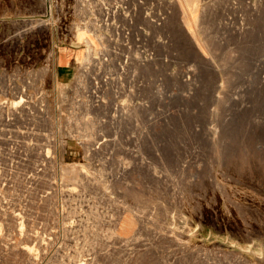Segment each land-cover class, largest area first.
Segmentation results:
<instances>
[{
  "label": "rangeland",
  "instance_id": "rangeland-1",
  "mask_svg": "<svg viewBox=\"0 0 264 264\" xmlns=\"http://www.w3.org/2000/svg\"><path fill=\"white\" fill-rule=\"evenodd\" d=\"M44 1L0 0V264H264V0Z\"/></svg>",
  "mask_w": 264,
  "mask_h": 264
},
{
  "label": "bare ground",
  "instance_id": "bare-ground-1",
  "mask_svg": "<svg viewBox=\"0 0 264 264\" xmlns=\"http://www.w3.org/2000/svg\"><path fill=\"white\" fill-rule=\"evenodd\" d=\"M70 1V0H69ZM75 1V0H74ZM77 1V0H76ZM68 2V1H67ZM80 2V1H79ZM85 2V1H84ZM94 2V1H93ZM105 2V1H104ZM88 3V2H87ZM95 3V2H94ZM45 5V1L44 0H39V7H40V9H42V8H44L43 6ZM93 5V4H92ZM87 6V5H86ZM195 6V5H194ZM27 7V6H26ZM94 7V6H93ZM100 7V6H99ZM117 9V8H116ZM70 10V9H69ZM40 11V10H39ZM38 11V12H39ZM68 11V10H67ZM92 11V10H91ZM58 16V15H57ZM50 21V20H49ZM92 22H93V20H91ZM90 21V22H91ZM97 21V20H96ZM91 22V23H92ZM23 23V22H22ZM31 23V22H30ZM29 23V24H30ZM95 23V22H94ZM28 24V25H29ZM73 24V23H72ZM47 25H48V21L47 20H36V21H32V23L29 25V26H27L26 27V29L23 31V35L24 36H27V37H30V38H32L33 36H34V33H36V32H38V31H40V30H43V29H45L46 27H47ZM61 25V24H60ZM91 25V24H90ZM57 26V25H56ZM79 26V25H78ZM86 26H87V24H86ZM92 26V25H91ZM95 26V25H94ZM51 27H52V25H51ZM53 28V27H52ZM71 28V27H70ZM73 28V27H72ZM71 28V29H72ZM76 30V29H75ZM94 30V29H93ZM49 31V30H48ZM16 32V31H15ZM88 32V31H87ZM92 32V31H91ZM95 32V31H94ZM76 33V32H75ZM37 34V33H36ZM63 34V33H62ZM16 35V34H15ZM101 35V34H100ZM50 36V35H49ZM60 36V35H59ZM79 36V35H78ZM95 36V35H94ZM77 37V36H76ZM76 37H75V39H76ZM95 37H97V36H95ZM66 39V38H65ZM97 39H99V37H97ZM77 40V39H76ZM64 42V41H63ZM60 46V45H59ZM100 46V45H99ZM104 47V46H103ZM100 49H101V47H100ZM97 51V50H96ZM92 52V51H91ZM137 55V54H136ZM84 58V57H83ZM82 58V59H83ZM77 60V59H76ZM84 62V61H83ZM74 63V62H73ZM79 65V64H78ZM89 66V65H88ZM85 69V68H84ZM77 77H78V75H77ZM76 77V78H77ZM120 79V78H119ZM82 81V80H81ZM123 85V84H122ZM97 87V86H96ZM77 89V88H76ZM22 99V98H21ZM74 100V99H73ZM68 101V100H67ZM18 103H20V101L18 102ZM56 104V103H55ZM16 105V104H15ZM27 106V105H26ZM78 106V105H77ZM7 107V106H6ZM117 107V106H116ZM69 109V108H68ZM76 110H77V108H76ZM81 110V109H80ZM8 112V111H7ZM18 112V111H17ZM71 120H72V118H71ZM71 126V125H70ZM93 126V125H92ZM94 127V126H93ZM92 127V128H93ZM70 128V127H69ZM72 128V127H71ZM72 131V130H71ZM84 132V131H83ZM69 135V134H68ZM82 138V137H81ZM95 142H96V140H95ZM100 142V141H99ZM98 147V146H97ZM61 149V148H60ZM59 151V150H58ZM47 153H48V151H47ZM46 154V153H45ZM50 155V154H49ZM59 158V157H58ZM71 165V164H70ZM74 165V164H73ZM79 165V164H78ZM68 166V165H67ZM73 167V166H72ZM74 169V168H73ZM72 169V170H73ZM76 169V168H75ZM81 170V169H80ZM70 172V171H69ZM11 173V172H10ZM72 173V172H71ZM77 173V172H76ZM74 174V173H73ZM73 174H71V175H73ZM98 174V173H97ZM69 176V175H68ZM78 176V175H77ZM86 177H87V174H86ZM69 178V177H68ZM78 178V177H77ZM55 180V179H54ZM83 180V179H82ZM81 180V182H83ZM103 180V179H102ZM101 180V181H102ZM68 181H69V179H68ZM77 181V180H76ZM80 182V183H81ZM84 184V183H83ZM63 186V185H62ZM32 187H36V184H34V186H32ZM62 189V188H61ZM29 190H32V188L31 189H29ZM67 190V189H66ZM72 190V189H71ZM51 191V190H50ZM59 194V193H58ZM49 195H50V193H49ZM61 196V195H60ZM50 197V196H49ZM69 198V197H68ZM71 198V197H70ZM49 199V198H48ZM65 201V200H64ZM76 208V207H75ZM74 208V209H75ZM3 210V209H2ZM1 210V211H2ZM77 210V209H76ZM4 211V210H3ZM2 211V212H3ZM32 211V210H31ZM5 212V211H4ZM9 212V211H8ZM8 212L7 213H4L3 215L6 217V219H5V221L7 220V221H9V214H8ZM63 211H61V213H62ZM1 213V212H0ZM22 213V212H21ZM77 213V212H76ZM20 214V212L19 213H17L16 212V215H19ZM64 214V213H63ZM66 214V213H65ZM22 215V214H21ZM32 215V214H31ZM97 216H98V214H97ZM4 217V218H5ZM63 217V216H62ZM30 218V217H29ZM150 218V217H149ZM15 220V219H14ZM29 221V220H28ZM65 222V221H64ZM74 222V221H73ZM73 222H70L71 224L73 223ZM10 223V222H9ZM16 223V222H15ZM14 223V224H15ZM67 223V222H66ZM20 226H22V222L20 221ZM24 224V223H23ZM69 224V223H68ZM9 225V224H8ZM71 226V225H70ZM69 226V227H70ZM68 227V228H69ZM20 228V227H19ZM74 228L75 227H73V230H74ZM22 229V228H21ZM20 229V230H21ZM19 231V230H18ZM171 231H173V230H171ZM22 232V231H21ZM174 232V231H173ZM158 234H160V233H158ZM164 234H165V232H164ZM92 235V234H91ZM169 235V234H168ZM94 236V235H93ZM175 239V238H174ZM181 240V239H180ZM41 241H42V239H41ZM250 242V241H249ZM50 243V242H49ZM41 244H44L45 245V243L42 241V243ZM77 244V243H76ZM21 245V242L19 243V246ZM25 247V246H24ZM36 249V248H35ZM134 249V248H133ZM83 250V249H82ZM26 251V253L28 254V260H27V262H28V264H31V262L32 261H36V259H37V255L36 256H33V255H31V252L33 251V250H31L29 247L25 250ZM34 254V253H33ZM84 254V253H83ZM91 254V253H90ZM78 255H79V252H78ZM85 255V254H84ZM3 256V255H2ZM65 256V255H64ZM76 258V257H75ZM79 258V257H78ZM84 258V257H83ZM77 262V261H76ZM71 264V263H70ZM79 264H84V262H81V263H79Z\"/></svg>",
  "mask_w": 264,
  "mask_h": 264
},
{
  "label": "crops",
  "instance_id": "crops-1",
  "mask_svg": "<svg viewBox=\"0 0 264 264\" xmlns=\"http://www.w3.org/2000/svg\"><path fill=\"white\" fill-rule=\"evenodd\" d=\"M70 78V68L65 64H58L55 72V81L56 83H64L67 82Z\"/></svg>",
  "mask_w": 264,
  "mask_h": 264
}]
</instances>
